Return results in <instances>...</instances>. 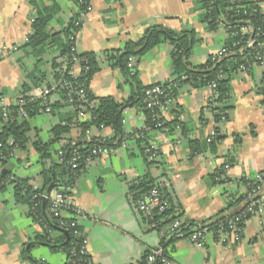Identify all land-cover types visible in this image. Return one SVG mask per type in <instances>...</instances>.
<instances>
[{
  "label": "crops",
  "instance_id": "0c3cea01",
  "mask_svg": "<svg viewBox=\"0 0 264 264\" xmlns=\"http://www.w3.org/2000/svg\"><path fill=\"white\" fill-rule=\"evenodd\" d=\"M248 1L264 11V0ZM34 3L57 5V15L48 28L52 34L61 32L80 14L76 0H0V98L10 104L24 97L25 85L32 89L26 96L39 90L34 87L35 77L45 74L44 86L53 81L51 60L58 53L47 48L33 53L25 48L36 15ZM89 6L76 37L79 52L93 53L100 66L90 89L97 98L112 97L121 104L139 94L133 74L124 72L110 57L122 54L128 43L142 41L150 29L163 27L192 34L196 43L188 60L191 68L206 64L227 40L221 27L213 28L207 22L200 0H91ZM172 51L169 43H163L136 57L133 71L143 87L174 81ZM230 87V98L223 104H209L216 96L209 87L185 85L178 89L175 102L162 114L165 122L182 125L173 136L148 132L144 110L138 105L127 108L123 129L130 136L111 148L114 153L93 158L69 187L67 199L83 215L61 214L79 223L92 264H147L148 254L159 247L164 249L168 264H264V218L246 222L239 242L222 244L211 233L200 249L168 237L172 223L161 229L150 224L131 192L139 180L150 177L171 201L169 217L194 227L210 225L222 213L239 212L246 196L243 180L264 173V68L253 66L237 72ZM226 106V113L220 115L212 110ZM38 118L31 120L27 149L11 159L20 170L7 166L6 174L8 179L17 175L42 188L43 164L50 167L55 148L48 149L50 159L41 163L33 144L38 140L47 143L60 118L50 114ZM144 130L149 143L158 149L156 161H149L143 146L131 137ZM212 131L220 132L223 139L208 143ZM114 135L112 128L92 127L83 143H98ZM79 137L72 129L65 139ZM43 232L41 223L29 216V207L16 201L14 187L1 186L0 264H69L66 252L38 243L37 236ZM61 240L62 245L66 241L63 233H51L53 245L58 247Z\"/></svg>",
  "mask_w": 264,
  "mask_h": 264
},
{
  "label": "trees",
  "instance_id": "16d2710c",
  "mask_svg": "<svg viewBox=\"0 0 264 264\" xmlns=\"http://www.w3.org/2000/svg\"><path fill=\"white\" fill-rule=\"evenodd\" d=\"M90 1L91 0H76L80 12L85 11L87 6L90 8ZM238 6L241 7L238 8ZM34 8L36 10V15L32 25V34L29 36L25 48L33 53L42 52L46 48L58 53V55L51 60L54 70L53 81L46 84L49 89L54 88V90L47 96L45 102L43 99L35 101L26 96L28 91L32 89L29 85H25L24 97L22 100L26 105L24 107L15 106L13 108V113L9 115L8 119H4L2 112L0 111V140L5 144L7 151H12L13 149L8 144L11 140L14 141L15 145H17L20 150L27 149L32 138L30 135L32 133L31 120L43 115L41 112L46 109V106L51 109L50 115L60 118L59 124L51 129L50 140L47 143L38 140L33 144L34 149L41 158V163L50 159V156L47 154L48 149L51 150L54 146H59V148L55 150V159H51L50 167L47 168L43 164L41 172V177L44 180L43 187L40 188V190H35L31 180L27 179H17L13 182V187L16 201L27 205L29 207V216L33 218L35 223H41V226L44 229V232L37 236L38 243L46 246L50 245L54 250H62L69 256L73 237H70L69 243L65 246L60 244L63 242V239L59 241L58 247H56L55 244L53 245L51 241V233L56 231L58 226L55 218H52L49 214V203L39 198L41 204L37 211H33V198L35 196L46 194L47 188L52 183H54L55 187L62 183L68 187L72 186L75 179L83 172V170H85L87 164H89L94 158L91 153L93 148L109 150L111 148L119 147L125 136H130L125 134L122 125L123 111L130 106L138 105L144 110L147 117L148 132H161L173 136L176 132L182 130L180 122L167 123L163 120L162 115L159 116V114L152 113V111L146 109L144 92L149 87H143L137 79V72L127 68L128 59L132 56L140 57L145 52L154 49L160 44L169 43L173 47L172 77L174 81L167 83L165 87L169 88L170 91H172V94L176 96L177 90L185 85L202 88L208 87L211 83L216 82L217 91L215 102L218 104L228 102L231 94V78L239 71L243 61L241 55L235 54L226 57L218 64H213L211 62V56L206 64L191 68L188 60L191 49L196 43L194 36L189 33H175L163 27H154L148 31L142 41L138 43L130 42L126 45L122 54L110 57V60L114 61L117 66H120L124 72L128 71V73L133 74L137 90L136 92H138L139 95L134 100H130L123 104L118 103L112 97L97 98L90 89L92 78L100 70L97 58L93 53H80L78 56L77 63L80 70L78 77L73 78L69 73V70L73 67L70 56L72 55V49L74 46L71 37L76 31V28L74 27V18L70 20L61 32L52 34L48 28L51 21L54 20L57 15V5L46 6L34 3ZM206 9L209 13L206 12ZM203 11L205 12V19L213 28L219 27L222 23V17L225 18L226 21L223 23L227 25L229 30L236 28L240 24L239 21L252 19L254 30L251 37L256 36L255 33L257 32V28L262 27V20L264 19V11L261 10L257 3L249 2L248 0H242L241 2H232L231 0H206L203 4ZM246 39L247 37H243L242 35L233 39H228L223 47H226L232 52H238L239 48L245 45L244 41ZM257 41H264V37L260 35L257 38ZM250 53L251 51H247L245 54L251 59ZM64 64H67L68 66L63 72L60 68H62ZM220 74L224 75V77L220 78ZM46 78L47 76L42 74L40 77L32 79L34 81V87L37 89L43 87ZM63 82H67L71 88L64 86ZM74 89L78 91L82 90L85 94V99L88 100V102L94 103V106L90 110L89 108L86 110V113L92 112V117L79 124V129L81 131L80 137L77 140H69L65 139V137L73 129L74 122L77 119L79 112L78 107L84 104V100L80 98V95L73 92ZM70 98L73 100L70 101ZM227 108V106L223 109L222 107H214L212 110L220 115L221 112L226 113ZM22 111L26 113V117L20 116ZM225 117L227 120V114H225ZM216 119L221 120V116H218ZM159 125L161 126L159 127ZM92 127L98 129L101 127L112 128L115 132L114 138L100 140L98 143H83V138H85L87 132L90 131ZM131 137L135 139L141 147L143 146L142 151L148 159L145 151L150 140L146 130ZM222 139L223 137L220 135L215 141H221ZM64 140L68 141L67 145L62 144V141ZM115 142H117L116 145ZM74 148L80 150V155L82 157L80 166L76 170H72L69 166L71 153ZM60 150L63 152V155L61 156L63 160L61 162L58 160V153ZM8 175L9 173L6 174L5 178L8 179ZM217 177L220 178L221 174H218ZM245 182L246 179L243 180V184ZM155 186H157L155 181L148 176L139 180L131 190L133 200L139 201L142 196L148 194ZM161 191L169 202V209L163 214H159L155 211L152 219L149 220L150 224H154L157 229H161L168 223L171 224L176 220V218L169 217L172 212V206L170 205L171 201H169L168 196L162 189ZM44 203H46L45 209L43 208ZM223 214L224 213L219 215L209 225L211 231L216 232L221 228H226V218Z\"/></svg>",
  "mask_w": 264,
  "mask_h": 264
},
{
  "label": "built area",
  "instance_id": "2783aa9c",
  "mask_svg": "<svg viewBox=\"0 0 264 264\" xmlns=\"http://www.w3.org/2000/svg\"><path fill=\"white\" fill-rule=\"evenodd\" d=\"M206 0H200L202 6ZM232 2H241L242 0H231ZM241 6H238V8ZM89 7L87 6L86 10L80 12L78 17L74 20V27L78 30L83 21H85V17L87 12L89 11ZM206 12L209 11L206 9ZM247 14V13H245ZM222 23L219 25L221 27L228 39L236 38L237 36L247 37L244 41L245 45L239 48L238 52H232L226 47H222V49L218 52V54L212 56L211 62L213 64L220 63L223 59L228 56L239 54L242 56V65L239 68V71L245 72L251 69L253 66H259L264 68V41L258 42L257 38L261 35L264 37V19L262 27L257 28L256 36H252L253 33V22L252 19H246L239 21V25L233 30H229L225 22V18H221ZM76 31L74 35L71 37V41L74 46L72 49L71 62L73 63V67L69 70L70 75L73 78H76L80 74V70L78 67V56L80 52L78 50L77 45V37ZM251 51L250 56L251 59L246 56V52ZM75 62V64H74ZM136 63V57L132 56L128 59L127 67L133 71ZM67 64L62 66L61 71H65L67 69ZM238 71V72H239ZM220 78L224 77V75H219ZM63 85L71 88L67 82H63ZM56 86V85H55ZM53 86V87H55ZM213 90L214 95H216L217 91V83L213 82L208 86ZM54 88L49 89L46 85L39 88V90H35L34 92L29 93V97L31 100L43 99L44 102L47 100V96L51 94ZM74 93L80 95V98L84 100V104L78 107L79 112L77 115V119L74 122L73 129L78 131L80 134L79 124L84 122L92 117L91 113L88 112L93 108L94 103L88 102L85 99V94L82 90L78 91L76 89L73 90ZM176 96L172 94L169 88H166L165 85L154 84L147 88L144 92V103L146 109L152 111V113L162 115L166 112L169 105L175 102ZM215 97L210 100L209 104H213L215 101ZM73 99L70 98V101ZM26 103L22 100V98L16 101L13 104L8 103L4 98H0V111L2 112L3 118L8 119L9 115L13 113V108L15 106L24 107ZM127 109L123 111V119L122 125L126 124V115ZM43 115L51 114V109L46 106V109L41 112ZM20 116L26 117V113L24 111L21 112ZM161 125H159L160 127ZM100 129H104L101 127ZM221 133L212 131L207 137L208 143H213L217 137H219ZM63 145H67L68 141H62ZM75 142V141H74ZM9 146L12 147V151H7L5 148V144L0 140V187L4 184H9L13 186V182L19 179L17 175H13L10 179L5 178L6 174L4 173L6 170V162L18 156L19 151H21L17 145H15L14 141L8 142ZM75 147V146H73ZM115 150H106L103 148H93L91 153L94 158L98 156L107 155L109 153H114ZM146 155L148 156L149 161H156L159 158L158 149L153 143H149L146 148ZM63 155L62 150L58 153V160L61 162L63 159L61 156ZM82 161V157L80 155V150L78 148H74L71 153V159L69 161V166L72 170H76L79 168L80 163ZM246 187V196L245 201L236 214L224 215L226 218V228H221L220 230L213 232L210 230L209 225H203L198 227L189 226V224H185L179 220H175L169 229L168 237H171L175 240L179 241H187L197 248H204L207 242V238L209 234H213L215 238L222 244H227L228 242H239L242 238L243 228L246 222L252 220L254 218H264V173H258L253 178L246 179L244 183ZM35 190H40L39 187L33 185ZM70 188L64 184L57 185L54 190L49 194H42L40 196H35L32 200V210L37 211L41 201H46L49 203V214L52 218H55L56 224L58 228L66 230L69 232L70 237H73L72 248L69 252V262L70 264H92L89 258V247L88 240L85 238L84 234L81 233L79 223L75 219H65L61 214L63 211H70L74 213L77 217L82 216V211L74 210L72 204L67 199V194ZM138 210L144 214L147 218L152 219L153 214L157 211L159 214L165 213L169 209V202L165 198L163 192L159 185L155 186L150 190L148 194L142 196V198L137 203ZM155 226V225H154ZM147 264H168V258L164 252L162 247L156 248L152 250L147 256Z\"/></svg>",
  "mask_w": 264,
  "mask_h": 264
},
{
  "label": "water",
  "instance_id": "95a60500",
  "mask_svg": "<svg viewBox=\"0 0 264 264\" xmlns=\"http://www.w3.org/2000/svg\"><path fill=\"white\" fill-rule=\"evenodd\" d=\"M4 173L6 174V170H5ZM15 176H16V175H15ZM54 188H55L54 183L50 184V186H49V187L47 188V190H46V195H49V194L54 190ZM45 207H46V203H44L43 208L45 209ZM56 229H57V231H60L61 233H63L64 236H65V238H66V241L62 244V246L67 245V244L69 243V241H70V234H69V232L66 231V230L60 229V228H58V227H57ZM30 246H31V245H29V246L27 247V249H29Z\"/></svg>",
  "mask_w": 264,
  "mask_h": 264
},
{
  "label": "rangeland",
  "instance_id": "374dc122",
  "mask_svg": "<svg viewBox=\"0 0 264 264\" xmlns=\"http://www.w3.org/2000/svg\"><path fill=\"white\" fill-rule=\"evenodd\" d=\"M38 118V117H37ZM39 119V118H38ZM31 137H32V135H31ZM42 139H44V138H42ZM53 148H55V150L57 149V147L56 146H54ZM54 156H55V154H54ZM51 158H53V156L51 157ZM21 164V163H20ZM9 167V169H11V170H16V171H19L20 169L18 168V163L15 161V160H11V161H9V163L6 165V167ZM7 167V168H8ZM35 168H39V170H41V166H37V165H35ZM14 172V171H13Z\"/></svg>",
  "mask_w": 264,
  "mask_h": 264
}]
</instances>
